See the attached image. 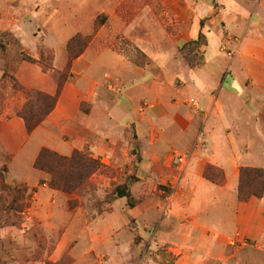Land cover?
I'll use <instances>...</instances> for the list:
<instances>
[{
	"label": "rangeland",
	"instance_id": "374dc122",
	"mask_svg": "<svg viewBox=\"0 0 264 264\" xmlns=\"http://www.w3.org/2000/svg\"><path fill=\"white\" fill-rule=\"evenodd\" d=\"M106 1L0 0V264H264L254 256L257 245L264 251V196L238 199L241 168L264 169V113L237 124L236 100L229 112L213 109L216 89L235 87L237 68L242 86L253 87L248 100L264 104V0ZM147 15L160 22L150 35L140 24ZM149 39L161 49L154 59ZM15 81L50 95L61 82L63 120H47L54 109L44 125L77 147L69 155L42 148L99 161L77 190L51 188L49 173L35 169L36 149L51 136L29 139ZM93 110L96 131L85 122ZM207 165L222 182L204 178ZM233 179L251 222L226 237L229 250L211 252L197 194ZM122 186L133 208L117 194Z\"/></svg>",
	"mask_w": 264,
	"mask_h": 264
},
{
	"label": "crops",
	"instance_id": "0c3cea01",
	"mask_svg": "<svg viewBox=\"0 0 264 264\" xmlns=\"http://www.w3.org/2000/svg\"><path fill=\"white\" fill-rule=\"evenodd\" d=\"M104 1L107 2L106 0H98V2L100 4ZM220 2H221V4H223V1L220 0ZM245 5H247V4L245 3ZM223 6L226 7L227 5L225 6L223 4ZM262 8H264V2L262 5ZM255 19L257 21L256 25L258 26L259 20L256 16H255ZM139 21H140V19H139ZM134 24L132 26L136 27ZM140 24L143 25V27L145 29L147 28V30L149 31L148 32L149 35L152 34L157 29L156 28L157 26L158 27L160 26L159 18L155 15L152 17L147 15V17H145V19L141 20ZM251 26H255V25L253 24ZM255 35H257V34H255ZM257 37H259V35ZM148 41H149V43H147V42H143V43L149 44V46L152 45V48L155 49L153 52L155 54L148 52L147 53L148 56L151 55L153 58L154 55L155 56L157 54L159 55L161 52L160 46L157 43H153V39H149ZM180 42H182V41H179V40L174 41L173 40V43L175 45L179 44ZM96 54L101 55L98 53H96ZM102 54H104V52ZM102 62H104V61H101V63ZM97 64H100V62H97ZM95 67H97V66H95ZM239 72H242V71L237 68L236 73L233 75L234 76L233 81L236 82L235 87L232 86V87H230V89H229V87L224 89L225 84L224 85L221 84V86L219 87V90H217L218 88L216 89V91L218 93L217 94L218 99H220V100L219 101L217 100V102L215 101V105L216 106L218 105V107H217L218 109H215V107H213L214 111L217 112L218 114H220V112H226V111L229 112L230 111V105L231 104L234 105L233 103L238 102L240 105L239 104L237 105L236 103L234 105V107L236 106L237 110H238V112H237L238 114L236 113L237 117H235V119H234L235 123L237 122V124L241 123V122L247 123V118L242 117L241 115L248 114L250 117L251 116L257 117L258 114L262 115L264 113V104L260 107H257L255 104L253 105L252 100H248L250 98V96L247 95L246 92L249 93V92H252L254 90L250 89V88H253L252 86H247V87L242 86V83L244 80L241 77L242 73H239ZM247 75L253 76V75H256V73L254 74V72H250ZM200 85L203 87L202 82ZM47 90L51 91L52 89L51 90L47 89ZM251 96H252V94H251ZM244 99H246L247 101H245ZM233 101H235V102H233ZM250 102H252V103L250 104ZM61 106H63L62 99L59 100L57 108L55 109V112L52 113L49 116V119H47V120L51 119V120L56 121L58 124L61 123L62 122L61 120H63V118L61 119V115H60V111H59ZM255 107H257V110L259 113L252 109ZM92 114H93L92 117H88L89 119H85V122L90 123V130L91 131H92L93 127L96 131V126H94V124H96V115L98 114V111L93 110ZM212 114H213V112H210L209 116L211 117ZM70 116L71 115H69L67 117L72 118V119H73V117H75L74 115H72V117H70ZM103 116H106L104 119L105 120L104 124L108 123L110 121L113 125V123H114L113 120L109 119L108 115L105 114V111H104ZM44 124L45 123L43 122V124L39 125L31 133V135H29V139H31V137L33 135H35L37 132L44 131L46 133H49L51 136L50 137L51 139L46 141L47 143L44 142V143L39 144V146L36 149V153H38L42 147H49V148H52V149L58 151L59 153H61L63 155H69L71 153V151L73 150V148L77 147V145L69 146L65 143L60 142L58 140L57 136L53 133V131L48 128V124L47 125H44ZM113 128H114V126H111L110 128H105V125H104L105 130L109 129L107 131H111V129H113ZM91 133L93 134V132H91ZM9 170L11 172L10 166H9ZM198 184H200V183L198 182ZM236 187H237V182H236V180L233 179L232 183L229 181L225 188L224 187L218 188L217 186H214V185H210V186L206 185V186H202V188L198 191L197 195L199 198V202H201L200 203V205L202 206L201 210L204 211L206 214L205 215L206 217H205L204 221L202 222V225L199 226V228H201V230H203L201 232L204 235L207 234V237L210 238L209 244L207 245L206 248L210 249L211 252L213 250H215L214 249L215 247H218V246L229 250V247H227V245L225 243L226 237H229V236L232 237L234 232L235 233L238 232V229H239V228H237L238 222H239V224H240V222L242 224L246 223V222H251L248 217L245 220L243 219V216H242L243 215V207H242V205L238 204V202L236 200ZM199 193H201V194H199ZM253 202H251V207L254 208ZM247 205H245V206H247ZM259 205H261V206L264 205V199L262 202L260 201ZM214 219H219L221 221V223L218 225L219 230L217 229V223H213V221H212ZM261 239H262V243L264 244V233L262 234ZM232 243H234V242L232 241ZM244 246H246V244H243V246H241L242 250H244ZM256 247L258 248V250H261L260 251L261 253L259 252V254H257V255L254 254V256L261 257L264 261V251H262V248L260 246L257 245ZM234 249L235 250H233V251H235V252H238V250L239 251L241 250V249L237 250V248H234ZM219 250L220 249L218 248L217 251H219ZM243 262H244V260L239 259V260L233 261L232 263L231 262H228V263L224 262L223 264H242Z\"/></svg>",
	"mask_w": 264,
	"mask_h": 264
},
{
	"label": "trees",
	"instance_id": "16d2710c",
	"mask_svg": "<svg viewBox=\"0 0 264 264\" xmlns=\"http://www.w3.org/2000/svg\"><path fill=\"white\" fill-rule=\"evenodd\" d=\"M196 42L192 41L191 43ZM184 58L190 67L201 66L200 63H193L187 55ZM14 88L26 96V103L22 108L16 110V115L24 122L27 133L31 134L55 109L58 95L62 90L61 82L58 83L57 92L54 95L34 89H26L16 81ZM34 167L49 173L51 188L71 193L82 186L100 168V163L86 151H74L70 157H63L56 152L42 148L35 160ZM203 176L214 184L222 182L219 170L209 165L204 169ZM116 192L120 198L128 199L129 207L135 206L127 186L118 187ZM263 196L264 169L242 167L239 177L238 199L241 202H247L251 197L263 198Z\"/></svg>",
	"mask_w": 264,
	"mask_h": 264
},
{
	"label": "built area",
	"instance_id": "2783aa9c",
	"mask_svg": "<svg viewBox=\"0 0 264 264\" xmlns=\"http://www.w3.org/2000/svg\"><path fill=\"white\" fill-rule=\"evenodd\" d=\"M191 102H192L193 104H197V102H196L194 99H192ZM179 161H180V162H184V159H183V158H180Z\"/></svg>",
	"mask_w": 264,
	"mask_h": 264
}]
</instances>
